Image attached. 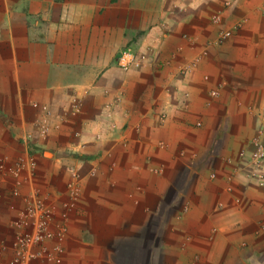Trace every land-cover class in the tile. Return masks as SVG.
<instances>
[{"label":"crops","instance_id":"0c3cea01","mask_svg":"<svg viewBox=\"0 0 264 264\" xmlns=\"http://www.w3.org/2000/svg\"><path fill=\"white\" fill-rule=\"evenodd\" d=\"M258 127L264 0H0V151L81 167L61 264H264Z\"/></svg>","mask_w":264,"mask_h":264},{"label":"rangeland","instance_id":"374dc122","mask_svg":"<svg viewBox=\"0 0 264 264\" xmlns=\"http://www.w3.org/2000/svg\"><path fill=\"white\" fill-rule=\"evenodd\" d=\"M172 8L180 10L183 7L173 4ZM42 120L43 117L36 123L31 122L39 140L47 133ZM33 130H20L19 143H6L0 151V224L3 225L1 235H5L0 239V264H61L66 241L72 236L70 218L77 209L81 191V167L75 161L66 164L56 161L55 169L65 171L67 177L63 175L61 180L46 177L50 168L46 164L48 154L45 147L34 144ZM257 139L264 141L263 128H254L246 138L249 162L252 142ZM254 166L250 169L245 165L243 177L250 180L257 176L260 181L264 177V167H259L261 175H255L258 166ZM259 166H264V161ZM90 168L92 164L87 163L83 169L90 171ZM258 227L264 228L263 224ZM24 236L26 248H14V243L20 244Z\"/></svg>","mask_w":264,"mask_h":264},{"label":"built area","instance_id":"2783aa9c","mask_svg":"<svg viewBox=\"0 0 264 264\" xmlns=\"http://www.w3.org/2000/svg\"><path fill=\"white\" fill-rule=\"evenodd\" d=\"M214 20H216L215 17H213ZM144 57L142 55L136 56L134 52H132L129 49H124L120 52L118 58H117V63L118 65L124 69L127 70L129 68H135L141 65ZM253 144V150L251 152V162L254 165H259L258 162L264 161V141L260 142L257 140H254L252 142ZM26 242L27 238L24 236L21 238L20 244H17L16 242L14 243L13 247L18 248V249H25L26 248Z\"/></svg>","mask_w":264,"mask_h":264}]
</instances>
